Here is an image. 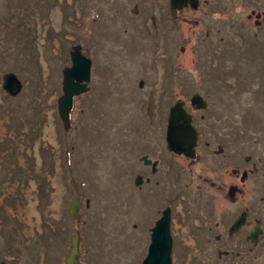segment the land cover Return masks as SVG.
Returning <instances> with one entry per match:
<instances>
[{"label":"rangeland","instance_id":"rangeland-1","mask_svg":"<svg viewBox=\"0 0 264 264\" xmlns=\"http://www.w3.org/2000/svg\"><path fill=\"white\" fill-rule=\"evenodd\" d=\"M168 1L0 0V263L66 264L78 235L79 264H142L149 228L172 201V264H184L199 253L194 224L233 217L236 205L205 179L264 165V23L253 53L248 17L264 0H209L203 18L191 14L198 27L177 25L170 38L131 29L132 9L149 3L167 16ZM76 45L92 60L91 81L66 130L58 99ZM8 72L23 83L17 96L2 87ZM195 94L208 100L206 121L194 124L207 143L188 158L168 151L167 115ZM144 155L161 162L157 185L146 182ZM207 168L213 174L198 175ZM76 197L79 220L70 214Z\"/></svg>","mask_w":264,"mask_h":264},{"label":"flooded vegetation","instance_id":"flooded-vegetation-1","mask_svg":"<svg viewBox=\"0 0 264 264\" xmlns=\"http://www.w3.org/2000/svg\"><path fill=\"white\" fill-rule=\"evenodd\" d=\"M203 1L196 0V3L192 5L190 2L188 4H176L173 3V0H169L167 4L169 14L167 16L165 14L167 10L165 9L159 8V14L157 15L154 12L155 9L153 10L150 6H148L150 5L149 3L146 6H143V8L139 5L132 9V12H130L132 14L130 15V19L137 18V22L133 25L130 24V27L131 29H137L138 31L144 32L143 39L151 35H155V37L158 39V36L160 38L161 36L165 37V34L170 38V35L173 36V34H175L174 31L178 32L177 29H175L177 25H186L189 27L199 26L200 20H197L196 18L193 20V16L191 14H195L197 16L198 13H200L199 15L202 17L204 4H209V0ZM149 12H153L152 15L154 16H149ZM247 14L248 13L245 15ZM248 17L254 19V25L256 26V29L252 30L253 33L250 32L252 33L251 41L253 42L251 43V46L249 44V47L254 53V40L256 37H258V35H260L257 28H260V26H262L264 23V11L260 12L258 9H251ZM169 19L172 20L169 21ZM128 21L129 19L126 18V25L124 28L125 35L128 33ZM114 37L118 39V37L115 35ZM121 40L124 43H127V40ZM151 43L152 42L149 43L150 48H148V50L152 49ZM165 48H167V46H165ZM146 51L141 50V52ZM151 96H153L154 100V93L150 95V98ZM191 98L185 99V108L193 116L194 124L195 122H205L207 118L205 111L209 109L208 100L203 97V99L207 101V105L201 110H196L192 105ZM199 130V141L196 147V154L198 148L202 145L201 141L203 143L206 141H203L204 134H202V129ZM223 150L224 146L219 145L217 150L219 152H214L215 154L222 153ZM145 156L147 155L142 156L140 160L145 166L151 167L150 170L152 177H147L146 182H149L152 185L154 181L156 183L155 179L161 175V162H158V160L154 161L148 156L145 158ZM247 157L245 159L247 162L252 159L251 156ZM146 161L150 162L146 163ZM219 166L220 165H216L214 169L217 170V167ZM226 168V172L222 175L215 176V174L211 175L210 179H205V184L211 186L216 185V191L220 192V194L217 193V195L220 197L222 192L227 200L236 205L235 208H230L231 213L229 214H233V217L231 218V216L228 214L230 216L228 221H226L225 224L223 222H216L215 227L210 225L205 226L207 225L208 216L205 217L204 222L201 221L200 225L194 224L192 229L193 232L190 230L189 239L191 241H195V245L196 247L198 246L199 253L197 254V257L191 258L184 264H264V165H257V163H253V165H230V168ZM209 171L211 174H213V169L207 168L203 169L198 175H203L205 172L208 174ZM139 175L142 177V181L144 183L143 175ZM168 178L174 179L172 176H169ZM155 185H157V183ZM169 202L170 204L162 210L161 215L156 220V222L163 216L165 210L170 209L172 220L170 230L171 235L173 236L174 246L176 241L174 236L175 231L172 230V224L174 220L173 206L171 204L172 201ZM223 217L224 215L222 218ZM208 224H210V221ZM154 226L149 228V230L152 231Z\"/></svg>","mask_w":264,"mask_h":264},{"label":"water","instance_id":"water-1","mask_svg":"<svg viewBox=\"0 0 264 264\" xmlns=\"http://www.w3.org/2000/svg\"><path fill=\"white\" fill-rule=\"evenodd\" d=\"M194 5L196 0H173L176 4ZM72 66L63 70V95L58 99V113L62 118L64 127L69 130L72 125V111L74 109L75 98L89 91L91 81L92 60L84 54L81 45L74 46L71 52ZM140 86H144L141 81ZM2 87L11 96H17L23 88V83L19 77L8 72L3 76ZM195 108H204L206 101L200 94H195L191 99ZM154 100L150 98L149 113L152 112ZM166 130V142L169 151L188 158H195L196 147L199 141V131L194 125L193 116L186 110L185 101L179 99L170 107ZM147 158V156H145ZM150 161H146L149 163ZM71 183L76 187L78 184L75 178H71ZM142 184V177L136 179V185ZM140 184V185H141ZM90 199L86 203H90ZM83 206L79 197L74 198L71 203L70 214L72 218L80 219V210ZM171 212L170 209L164 211L163 216L156 222L152 229L151 243L148 247V254L142 264H172L173 239L171 236ZM80 237L77 235L72 241V250L66 258V264H79ZM0 264H6L2 261Z\"/></svg>","mask_w":264,"mask_h":264},{"label":"trees","instance_id":"trees-1","mask_svg":"<svg viewBox=\"0 0 264 264\" xmlns=\"http://www.w3.org/2000/svg\"><path fill=\"white\" fill-rule=\"evenodd\" d=\"M104 129V128H103ZM102 131V130H101ZM89 199V198H88ZM0 218H2V217H0Z\"/></svg>","mask_w":264,"mask_h":264}]
</instances>
